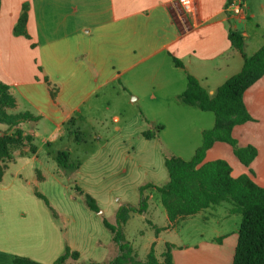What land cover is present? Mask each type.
<instances>
[{"label":"crops","instance_id":"crops-1","mask_svg":"<svg viewBox=\"0 0 264 264\" xmlns=\"http://www.w3.org/2000/svg\"><path fill=\"white\" fill-rule=\"evenodd\" d=\"M228 4L229 0H192V8L187 10L181 0H0V56L6 57L9 68L18 60L32 58L60 86L56 99L44 97L36 113L18 103L16 96L25 91L16 84L18 90L11 87L10 92L17 100V108L10 112L16 115L26 111L39 116L38 122L20 125L25 134L35 137L47 120L49 135L45 143L50 145L64 138L71 117L69 114L60 121L52 108L66 101L77 109L93 95L114 94L110 100L122 110L112 117L117 132L122 134L131 125L139 127L138 115L127 117V111L137 105L144 111H158V116L152 114L150 126L163 127L159 137L176 136L179 131L171 129V125L192 126L193 116L198 115L197 108L180 100L187 90L188 76L213 95L241 72L243 58L230 43V31L244 37L249 56L264 45V0H244L242 15H235ZM25 5L29 7V39L13 33ZM175 60L183 67H177ZM96 99L97 106L100 99ZM245 104L254 121L236 127L233 136L241 147H255L256 159L247 168L233 149L217 143L208 152L206 162L218 160L217 154L228 150L232 176L248 175L264 188V77L246 92ZM46 108L53 113L45 114ZM110 109L111 102L105 111ZM206 130L210 128L199 127L200 134ZM52 162L57 169L58 164ZM153 198L150 195V204ZM230 209L223 204L196 215L211 227L209 234L202 233L201 240L195 243L181 239V224L189 217L171 224L162 209L163 226L151 221L156 231L160 229L151 248L154 246L157 252L162 246L164 253L167 245L173 246L174 264H233L242 219L230 214ZM149 210L150 205L147 213ZM3 239L8 242L16 237L5 230ZM11 251L13 256H23Z\"/></svg>","mask_w":264,"mask_h":264},{"label":"rangeland","instance_id":"rangeland-1","mask_svg":"<svg viewBox=\"0 0 264 264\" xmlns=\"http://www.w3.org/2000/svg\"><path fill=\"white\" fill-rule=\"evenodd\" d=\"M40 68L29 57L18 60L9 68L6 57L0 56V82L16 90L18 88L15 85H19L25 93H18V103L22 108L36 113L38 103L41 104L44 97L49 101L51 98L46 80L53 87L56 86L60 93L59 84L53 82ZM63 96L68 97L69 94L63 93ZM96 96L100 99L97 106L94 103L97 101ZM111 98H115V95L98 94L77 109L66 101L51 107L60 121L71 115L69 122L73 120L75 126L68 124L67 130L79 132L84 140L81 144L77 142L75 133L70 135L66 130L64 138L47 145L48 122L44 120L39 134L32 136L36 156H24L19 151L14 153V161L0 183V264H13V258L17 256H13L11 249L21 252L23 256L20 257L39 264H54L67 248L79 253V264L112 262L119 255V250L113 242V235L105 228L103 218L116 225V213L120 207L140 204L142 186L164 185L169 181L165 158L182 156L185 161L191 160L203 141L199 127H214V114L195 110L198 115L193 116L192 126L171 125V129L179 131L176 136H161L148 141L142 137V132H157V127L152 128L150 125L152 114L158 111H144L136 105L127 111V117L130 119L132 113L138 115L139 127L131 125L120 134L115 129L117 125L112 117L119 115L122 110ZM109 102L111 109L105 111ZM44 110L45 114L53 113L47 108ZM5 130L6 127L0 124V133ZM181 137L184 139L180 140ZM225 147L232 151L230 146L225 144ZM227 151L218 153L219 159L227 161ZM58 152L68 153L70 162L80 164L81 171L73 176L72 172L60 167L55 169L52 161ZM234 157L232 159H236ZM40 174L43 181L38 179ZM76 187L96 200L100 213L88 208L85 195L78 193ZM36 193L45 196L49 204L39 199ZM147 194L154 196L149 212L133 215L124 228L127 241L140 261L147 258L157 235L151 221L158 226L164 224L161 213L164 208L159 204V195L151 190ZM201 217H189L182 222L180 229L184 242L195 243L201 240L202 233L206 236L209 234L211 226H207ZM5 230L10 231L16 240L5 241ZM163 251L164 248L159 246L158 256ZM69 264L78 263L70 261Z\"/></svg>","mask_w":264,"mask_h":264},{"label":"trees","instance_id":"trees-1","mask_svg":"<svg viewBox=\"0 0 264 264\" xmlns=\"http://www.w3.org/2000/svg\"><path fill=\"white\" fill-rule=\"evenodd\" d=\"M29 7L23 6L21 15L14 28L16 37L29 39L27 30ZM229 40L243 58L241 72L228 79L212 95L200 82L188 76L187 90L180 96L181 102L194 107L204 113L215 116V125L212 129L203 132L202 145L196 150L190 161L180 157L165 158V168L169 181L164 185L148 184L140 188L141 201L138 206L125 205L116 213L117 224L114 225L107 218H103L105 228L113 235V242L118 247L119 255L110 263H80V264H174L172 257L173 246L167 245L164 253L158 256L154 246L147 258L140 261L134 254V248L127 241L124 228L133 215H144L150 205V190L159 195L161 205L165 209L171 224L188 217L196 216L223 204L231 206L230 214L241 216L238 244L233 264H264V188L257 185L250 176L242 175L238 178L232 176L231 165L222 159L206 162L208 152L217 143H224L233 149L239 162L249 168L256 159L258 151L253 146L241 147L233 136L236 127L254 121L245 104L246 92L264 77V45L253 56L247 54V43L244 37L230 31ZM177 67L182 68L180 61L175 60ZM50 95L53 100L57 96V88L48 80ZM17 108V100L11 94L10 88L0 82V124L6 127L4 135L0 136V183L14 161V153L19 151L22 155H35L33 137L25 134L20 125L38 122L41 118L30 112L13 114L10 111ZM69 124L74 125V121ZM70 126V125H69ZM75 126V125H74ZM156 133L144 132L142 137L146 140L159 138L160 127ZM70 135L75 132L67 130ZM79 144L84 142L79 132L75 133ZM28 150V151H26ZM58 167L75 173L80 164L70 162V156L65 152L54 155ZM252 173V172H251ZM253 174V173H252ZM40 181L44 178L40 174ZM76 191L85 195L88 208L100 213L96 200L82 189ZM39 199L48 201L45 196L36 193ZM160 229L157 230V233ZM80 255L67 248L54 264H69L70 261L79 264ZM13 264H39L28 258L17 256Z\"/></svg>","mask_w":264,"mask_h":264},{"label":"built area","instance_id":"built-area-1","mask_svg":"<svg viewBox=\"0 0 264 264\" xmlns=\"http://www.w3.org/2000/svg\"><path fill=\"white\" fill-rule=\"evenodd\" d=\"M185 9L190 10L192 8V0H181ZM244 7V0H229L228 9H230L235 15H242Z\"/></svg>","mask_w":264,"mask_h":264}]
</instances>
